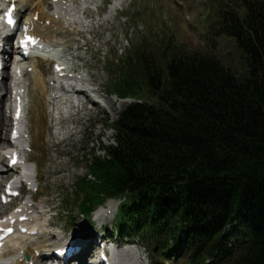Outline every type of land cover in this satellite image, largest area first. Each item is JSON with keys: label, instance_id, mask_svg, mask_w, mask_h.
<instances>
[{"label": "trees", "instance_id": "obj_1", "mask_svg": "<svg viewBox=\"0 0 264 264\" xmlns=\"http://www.w3.org/2000/svg\"><path fill=\"white\" fill-rule=\"evenodd\" d=\"M238 1L224 4L222 32L245 55L244 78L184 47L161 48L153 70L141 46L110 62V94L134 102L106 122L114 143L100 141L74 192L88 220L121 200L112 234L154 264H264V0Z\"/></svg>", "mask_w": 264, "mask_h": 264}, {"label": "rangeland", "instance_id": "obj_2", "mask_svg": "<svg viewBox=\"0 0 264 264\" xmlns=\"http://www.w3.org/2000/svg\"><path fill=\"white\" fill-rule=\"evenodd\" d=\"M66 3L54 4L53 0L25 1L27 8L33 9L34 13H42L45 21L52 22L46 30L41 28L45 35L58 37L60 34L64 37L62 41H55L53 54L46 58L63 63L68 68L67 74L78 70L84 82L82 84L88 89L84 99L88 101L98 97L102 104L84 105L85 114L81 120L79 117L59 114L63 102L70 101L74 95L69 97L55 92L53 82L47 79V74L50 77L52 75L50 65L36 62L46 80L37 74V68L29 65L35 72L29 74L22 84L29 91L23 130L32 132V140L23 141L25 146L19 147L22 153L31 144L34 152L24 155L38 165L27 167V173L40 184V192L34 197L39 208L32 216L33 229L38 228L39 236L33 244L47 251L49 246H61L67 240L82 244L88 236H92L97 243L100 228L104 226L107 238L114 242L119 255L133 253L135 263L149 264L147 252L137 243L126 245V240L112 236L117 228L115 218L120 201L108 203L99 209L93 217L95 225H91L81 217L79 201L74 192L76 181L87 173L88 156L102 147L100 141L103 140L107 147L114 143L115 132L107 129L106 122L116 123L133 103L132 100L122 101L110 94V62L129 56L141 46L145 51L142 61H147L153 70L160 61H165L159 56L161 48L172 57L176 48L184 47L187 51L216 58L226 68L244 78L248 75L245 55L235 38L222 33L228 20L224 4H229L230 10H238L239 1L66 0ZM75 37H79L78 43ZM48 89L56 94L54 97L61 99L53 101V95L47 93ZM8 116L7 111L0 113V152L10 147L7 141L10 137ZM3 136L5 140H1ZM5 163L3 171L6 170ZM23 176L24 173L20 176L17 173L3 174L0 180L12 177L19 184ZM29 199L24 198V201ZM104 208L110 209L112 215L103 222ZM6 210L0 208V211ZM91 250L94 251H86L84 259H88L89 255L91 257ZM94 256L100 258L96 250ZM16 260V257H12L10 263L15 264ZM165 264L184 263L173 257Z\"/></svg>", "mask_w": 264, "mask_h": 264}, {"label": "bare ground", "instance_id": "obj_3", "mask_svg": "<svg viewBox=\"0 0 264 264\" xmlns=\"http://www.w3.org/2000/svg\"><path fill=\"white\" fill-rule=\"evenodd\" d=\"M23 1V4H21V5H19V8L20 9H22V8H24V7H26L27 6V4H25V1H27V0H22ZM26 3H28V2H26ZM23 5V6H22ZM9 65V63L8 64H6L5 66L7 67ZM6 85L7 84H3V86H4V88H2V92H3V89H6L7 90V88H6ZM125 104L127 103V102H124ZM5 138L6 137H4L3 136V138L1 137V140H5ZM8 141V140H7ZM35 230H37L38 231V228L37 229H35ZM39 232V231H38ZM93 243V238H92V236H88L86 239H84V242L81 244V247L83 248V252H82V256L85 254V252L86 251H88V250H90V245ZM34 250H36V249H38V248H33ZM31 253V256L33 257V254H32V251L30 252ZM92 254H93V251H92ZM121 257H120V259L119 260H117V264H137V262L135 263V255L133 254V253H121V255H120ZM83 258V257H82ZM34 260V259H33ZM83 260V259H82ZM94 260V259H93ZM70 262V260H66L65 261V263H69ZM94 262L95 263H98V259L96 258L95 260H94ZM17 264H19L18 262H17Z\"/></svg>", "mask_w": 264, "mask_h": 264}, {"label": "snow or ice", "instance_id": "obj_4", "mask_svg": "<svg viewBox=\"0 0 264 264\" xmlns=\"http://www.w3.org/2000/svg\"><path fill=\"white\" fill-rule=\"evenodd\" d=\"M9 22L11 23L12 21L10 20ZM0 231H5V230H0ZM6 231L10 232L11 229H8V230H6Z\"/></svg>", "mask_w": 264, "mask_h": 264}]
</instances>
